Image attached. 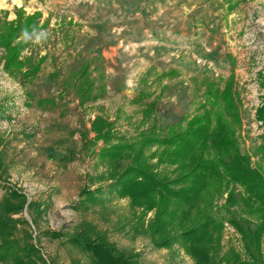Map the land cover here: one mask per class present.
Listing matches in <instances>:
<instances>
[{
    "label": "rangeland",
    "instance_id": "374dc122",
    "mask_svg": "<svg viewBox=\"0 0 264 264\" xmlns=\"http://www.w3.org/2000/svg\"><path fill=\"white\" fill-rule=\"evenodd\" d=\"M14 7L27 13L40 10L42 20L49 18L48 27L22 54L48 56L37 76L23 83L3 71L0 49V199L17 189L33 203L13 217L27 222L23 226L37 241L44 264H91L87 252L66 241L88 225L105 235L114 255L132 256L136 264H194L177 242L153 244L144 231L152 212L142 222L140 210L127 197L105 186L94 199L87 198L85 190L105 185L98 178L106 169L92 156L90 122L100 114L113 120L119 132L135 135L148 128L141 122V109L156 95L158 123L165 129L179 123L181 128L200 109L207 84L222 87L232 75L241 117L235 132L240 151L252 167L264 170L258 151L264 118L256 113L264 102V0L0 1L8 18ZM84 61L104 72L106 93L82 107L72 96L60 104V81ZM150 67V81L172 67L178 75L154 82V95L133 103ZM43 97H54L58 105H37ZM171 169L158 167L161 173ZM230 188L236 197L243 194L240 185L230 183L212 207L222 224L219 255L232 248L245 258L241 235L229 221L233 214L245 217L244 209L226 205ZM6 215L0 205V217ZM57 230L64 236L47 234Z\"/></svg>",
    "mask_w": 264,
    "mask_h": 264
},
{
    "label": "trees",
    "instance_id": "16d2710c",
    "mask_svg": "<svg viewBox=\"0 0 264 264\" xmlns=\"http://www.w3.org/2000/svg\"><path fill=\"white\" fill-rule=\"evenodd\" d=\"M8 14L7 10L0 11L2 69L11 76H19L23 83L30 82L40 72L48 52L37 59L23 58L22 54L42 35L49 18L42 20L40 10L27 13L22 7H14L13 18H8ZM151 71L152 67L148 68L140 78L143 87L131 99L133 103L151 98L154 82L178 75L172 67L150 81ZM232 83V75L222 87L209 82L200 109L188 116L181 128H177L179 123L166 129L158 123L154 112L156 95L141 109V122L148 128L135 135H125L113 120L95 115L88 130L93 135L88 140L92 156L106 165L98 178L105 185L85 190L87 198L94 199L95 193L105 186L120 197H127L130 206L140 210L142 222L152 212L144 231L150 234L153 244L168 247L177 242L194 264H264V170L252 167L247 155L240 151L235 132L241 117ZM105 93L104 72L97 66L90 68V61H84L60 81L57 99L62 104L72 96L82 107ZM47 104L58 105L54 97L37 100V105ZM256 113L264 118V102ZM258 151L264 162V140ZM123 160L128 162L122 164ZM160 165L172 167L170 173L159 172ZM230 183L243 189V194L236 197L230 188L225 202L228 207L240 204L244 209L245 217L233 214L229 221L241 235L245 258L232 248L219 255L222 224L214 217L212 207L215 197ZM26 203L27 197L17 189H10L0 199L7 213L0 217V264L45 263L37 241L23 226L27 222L13 217ZM47 234L52 238L64 236L60 230ZM66 241L87 252L91 264H136L132 256L114 255L110 242L93 225L72 233Z\"/></svg>",
    "mask_w": 264,
    "mask_h": 264
},
{
    "label": "bare ground",
    "instance_id": "6f19581e",
    "mask_svg": "<svg viewBox=\"0 0 264 264\" xmlns=\"http://www.w3.org/2000/svg\"><path fill=\"white\" fill-rule=\"evenodd\" d=\"M0 1H2V0H0ZM171 106H172V105H171ZM168 107H169V106H168ZM168 107H167V108H168ZM179 107H180V106H179ZM160 108H161V107H160ZM178 110H180V109L178 108ZM178 110H177V111H178ZM159 111H160V110H159ZM176 113H177V112H176ZM167 114H169V113H167ZM173 114H174V113H173ZM177 114H178V113H177ZM169 115H170V114H169ZM165 116H166V113H165ZM172 116H173V115H172ZM172 116H171V117H172ZM167 117H168V116H167ZM168 118H169V117H168ZM172 118H173V117H172ZM166 119H167V118H166ZM169 119H170V118H169Z\"/></svg>",
    "mask_w": 264,
    "mask_h": 264
}]
</instances>
